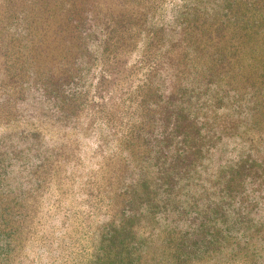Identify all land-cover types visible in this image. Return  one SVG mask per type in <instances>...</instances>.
Wrapping results in <instances>:
<instances>
[{
    "label": "trees",
    "instance_id": "trees-1",
    "mask_svg": "<svg viewBox=\"0 0 264 264\" xmlns=\"http://www.w3.org/2000/svg\"><path fill=\"white\" fill-rule=\"evenodd\" d=\"M164 2L0 0V113L69 126L95 59L141 39L145 79L84 264H264V0ZM19 134L26 150L0 140V264L25 260L51 157L41 132Z\"/></svg>",
    "mask_w": 264,
    "mask_h": 264
},
{
    "label": "rangeland",
    "instance_id": "rangeland-1",
    "mask_svg": "<svg viewBox=\"0 0 264 264\" xmlns=\"http://www.w3.org/2000/svg\"><path fill=\"white\" fill-rule=\"evenodd\" d=\"M160 1H165L161 10L166 14L179 2L145 0L153 8ZM143 50L140 39L129 56L116 61L96 53L87 91L82 94L84 102L69 126L52 118L20 115L14 119L15 112L10 109L0 113V140L26 150L21 144L25 134L19 131L34 128L44 135L48 148L40 139L37 144L51 154L42 171L46 177L42 190L30 194L26 203L33 218L29 220L31 235L21 264H84L95 250L96 229L109 218V158L118 150L123 123L134 108L131 101L140 98L136 89L145 79L147 65L138 62ZM6 126L8 132L2 134ZM5 153L0 150V156Z\"/></svg>",
    "mask_w": 264,
    "mask_h": 264
}]
</instances>
